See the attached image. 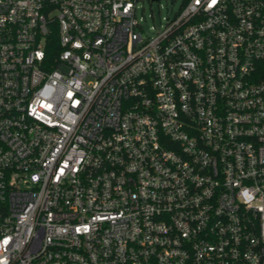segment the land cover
Returning a JSON list of instances; mask_svg holds the SVG:
<instances>
[{"label":"built area","instance_id":"2783aa9c","mask_svg":"<svg viewBox=\"0 0 264 264\" xmlns=\"http://www.w3.org/2000/svg\"><path fill=\"white\" fill-rule=\"evenodd\" d=\"M0 0V264H264V0Z\"/></svg>","mask_w":264,"mask_h":264},{"label":"rangeland","instance_id":"374dc122","mask_svg":"<svg viewBox=\"0 0 264 264\" xmlns=\"http://www.w3.org/2000/svg\"><path fill=\"white\" fill-rule=\"evenodd\" d=\"M183 0H139L138 16L146 33L153 34L155 29L164 27L166 18L180 8Z\"/></svg>","mask_w":264,"mask_h":264},{"label":"trees","instance_id":"16d2710c","mask_svg":"<svg viewBox=\"0 0 264 264\" xmlns=\"http://www.w3.org/2000/svg\"><path fill=\"white\" fill-rule=\"evenodd\" d=\"M262 70H263V73H264V68Z\"/></svg>","mask_w":264,"mask_h":264}]
</instances>
